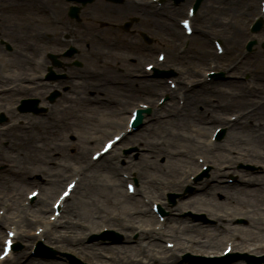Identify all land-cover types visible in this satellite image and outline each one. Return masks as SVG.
Here are the masks:
<instances>
[{
	"label": "bare ground",
	"instance_id": "6f19581e",
	"mask_svg": "<svg viewBox=\"0 0 264 264\" xmlns=\"http://www.w3.org/2000/svg\"><path fill=\"white\" fill-rule=\"evenodd\" d=\"M35 26H31L30 29H34ZM10 30V29H7ZM11 33H13L11 31ZM237 35L241 36V32H237L235 34V37H238ZM42 36L43 37H47L48 33L47 31H43L42 32ZM233 40V39H232ZM231 40V42H232ZM31 50H33V47L31 48ZM26 58V57H25ZM15 63L17 64L18 68L22 71H25L28 69V65H27V61L24 59H17V57L15 58ZM135 85L137 84L136 82H133ZM153 84H155L154 82H152ZM230 84L228 85L229 87L235 88L238 90V87L242 86L240 85L238 82H229ZM156 84L161 85V90L163 91V93L165 94H169L172 95V91H170L169 89L166 88V86L164 85L163 82H156ZM152 85V84H151ZM144 86H148L146 83H144ZM28 86H26L25 84H20V83H10L9 87L7 88H2L0 90V94H9V95H13V96H21L24 94V90L25 88H27ZM73 87L74 85L71 84V92L68 94L69 96L66 98L67 100H71L73 101L74 98L71 97L72 96V92H73ZM204 91V95L200 96V92L197 93V96H192V102L189 99V111L190 113L192 112V110L194 109V107L198 106V105H202V106H206L210 109H212V111L215 114V117H213L212 119L215 120V122H220L222 120H224V118L222 117V115H224V113L227 111V109L230 106V103L225 102V100H227V98H223V93L220 92L219 88H214L213 89H202ZM185 91H187V87H183L182 88V93ZM227 92V91H226ZM249 92H251L249 89H245L244 91L242 90V92H239V98L236 100V107L243 111H246V109H248L249 107L252 106V104L254 103V101L250 98L249 96ZM227 95V94H225ZM189 97V96H188ZM187 106V105H186ZM154 107L156 108V115L158 118H162L165 115H168V113H174V112H181L182 109L179 106V104L177 102L172 103L167 112L163 113V115H160L158 113L157 110V105L156 102H154ZM208 108H206V110H208ZM167 109V108H165ZM164 109V110H165ZM185 111H188V109H185ZM246 118H253L252 114H246L245 115ZM254 123H257L259 125L264 124V111H261L258 114L257 120H255ZM161 129V125H158ZM156 127V126H155ZM150 135H143L140 136L138 138H136V143L137 144H141L144 143V147L142 148L144 151L145 156H143L141 154V159L144 163V165L146 166L145 169V174H144V183H145V192L150 191L152 193L153 197L156 198H162V191L169 185H173V186H182L185 183H187L188 181V172L190 171V173H196L199 171V165L195 164V162L193 160H185V159H178V160H172L174 153L171 151L166 150L163 145L160 147V149L158 150L156 148L157 143H146L143 140H147L146 138L149 137H153L152 133V128H150ZM203 131V133L206 131V127L201 129ZM200 131V135H202V131ZM18 136V135H17ZM246 136V135H244ZM24 138V136L19 137L18 139H22ZM233 138H235L233 136ZM230 140V147L229 146H223V148L225 150L231 151L233 150V148L236 145L235 140ZM12 137H9L8 140L9 142L11 141ZM247 141L251 142L253 144V149L252 151H241V152H236L233 151V156L231 157V159L229 161H224L222 160L220 162V165L215 167L214 170L212 171V180L214 181H218V179H222L226 174L223 173L222 168H226L227 165L232 164L234 161H237L240 158H246V157H251L253 162H256L260 165L264 166V127L261 129H256L255 131L252 130V133L248 134V137L246 136ZM201 141L200 139H196L195 144L191 147L192 150H194V152H198L200 150L203 151V149L201 148ZM49 144L47 143H42V141H39V143H31L30 145V149L29 151L32 153L31 155V159L32 160H36L38 158L37 154L41 153L43 150H45L46 147H48ZM203 146V145H202ZM53 146H50V148H52ZM261 147V148H259ZM219 147L217 144H205V153L208 154H214L215 150H218ZM226 153H229L227 151H225ZM160 156H165L168 160V165H172L171 169L169 172H167V170H164L166 167H161L160 164H158V158ZM223 158H227V157H223ZM236 158V159H234ZM0 160H4L3 158ZM14 160L16 162H18V158L14 157ZM4 163V161H0V165H2ZM135 164L134 163H128V167L133 170L134 169ZM167 166V165H166ZM170 167V166H169ZM111 169L115 170V173L113 171H109V179L108 182H105V189L106 191L109 192V194L111 195H116L119 192L120 189V185H119V180L116 178V176L119 177L120 174V169L114 165V167H111ZM166 171V172H164ZM166 175H171V176H166ZM241 181L244 183V186H255L256 188L254 190H250L248 187L242 189L241 191H243L242 194H232L233 191H223L226 192V199L225 202L227 204H229L230 208L226 211L227 214L224 213H217L216 214V218L218 219L219 223H218V228L214 233H209L206 231L201 230V232L199 233V235H202V239L205 240H199L197 239V237H186L184 236L185 234L189 233V232H194V231H198L200 230V227L197 228L196 226L194 227H185V228H181V227H177L171 230V234L170 236L175 238L178 241V247L182 250H194L195 252L197 251H202L205 250V252L209 249H217L220 246V242L223 240V236L227 233V226H223V219H224V215H227L228 217H230V219L232 220L233 217V213L238 212L242 215H244L246 218L251 219V215L253 214V212H255L257 210V205L258 203H260L262 200H264V196L262 194L263 192V186H264V172L263 174L257 175V176H246L243 174V177H241ZM62 183V182H61ZM88 184H90V182H88ZM60 185V179L56 180L49 188L48 190L50 192H53L58 186ZM260 188V189H258ZM155 191V192H154ZM108 192L104 193V194H108ZM216 191H214L215 193ZM208 193H206L205 195H207ZM204 195V196H205ZM102 196V195H101ZM199 198L200 200H192L191 203L194 205L199 204L201 206V208H207L210 207L212 211H215V207H216V203L214 201V195L210 194L209 198L205 197ZM242 196V197H241ZM103 197V196H102ZM104 198V197H103ZM106 196L104 199V202L106 201ZM3 200V199H0ZM40 207L38 209H36L33 213H32V219H30L28 217L27 211H25V209H23V205L22 202L18 205L20 208H18L17 213H15L14 215H12L11 220L15 221L17 224V228L16 231L18 233V241H28V242H32L34 240V236L32 235L30 228L32 226L33 223L35 222H45L46 221V214L49 212V205H47L46 203H41L38 202L37 206ZM235 213V214H238ZM145 215L149 216L147 218V220H143L141 218H138L137 221H129L127 219H120L118 218L117 220H112L110 218V215L108 213L105 212V210L100 209L99 211L95 210L93 214L88 216V219L85 215L81 214L79 211H77L76 209H72L70 211V214L67 217L66 222L64 223L63 228L64 229H69L70 230V234H64V235H60L59 236V232L61 230H54V228L57 227V225L55 224H51V223H47L48 226V230L46 231V235L49 241L53 242H63L65 243V247L67 248V250H76V251H80L85 253L90 260H93L95 264H110L107 261V256L105 255L106 251L105 250H99V249H95L92 248L91 251L89 252L87 249L84 248L83 246V237H84V229L80 226V222L82 221H89V225L91 227H96L99 228L101 226V222H106L107 224H116L120 227V229L122 231H124L126 233V235H128V233L134 232L136 230V226L135 223H144V222H154V216L145 211L144 213ZM100 222V223H99ZM150 225L149 229H142L141 231V236L142 238H146V237H150L152 239H155L157 236H159V233H157ZM220 229H223V231H219ZM236 231H240V229H236ZM225 232V233H224ZM235 232V231H234ZM224 233V234H223ZM229 233H232V230H229ZM231 235V234H230ZM232 237L234 238L233 234ZM254 236H251L250 239L248 240V242H254L255 238H253ZM235 241L239 240L240 241V236L234 238ZM246 240H242L240 242V245H243L245 243ZM238 243V242H237ZM76 248V249H72V248ZM149 247V244L145 247V249H147ZM237 247V246H236ZM143 248V246H140L139 248L136 247H126L123 246L122 249H118L119 253L116 254L118 257L114 258L112 257L111 259H119L121 264H141V259L136 260L135 259V252L136 251H141ZM134 249V253H129L127 250H133ZM256 250H260V249H264L263 245L260 246H256V248H254ZM97 251H101L102 253H99ZM22 258H26V255H20L19 259ZM169 258L171 259V261H167L166 263H162V264H177V258L175 254H171L169 256ZM31 262V261H30ZM162 262V261H161ZM17 264H19L17 262ZM30 264V263H29ZM112 264V263H111ZM240 264V263H238Z\"/></svg>",
	"mask_w": 264,
	"mask_h": 264
},
{
	"label": "rangeland",
	"instance_id": "374dc122",
	"mask_svg": "<svg viewBox=\"0 0 264 264\" xmlns=\"http://www.w3.org/2000/svg\"><path fill=\"white\" fill-rule=\"evenodd\" d=\"M51 1V3H53L54 5H56L59 9L61 8V6H66V3H63V2H61V0H50ZM215 4L216 5H220L221 7H231L229 4H227V5H222L221 4V0H218V1H216L215 2ZM212 6H209V8H211ZM28 9H30V8H28ZM88 10V9H87ZM91 10H93L96 14H99V16L102 18V19H104V20H106V19H110V18H112L110 15H107V12H106V14H100V13H98V11L96 10V5H94V6H92L91 7ZM30 11V14L28 15V16H25L24 18H20L18 15H16V14H12V15H9V14H7V13H5V12H0V14H4V15H7V16H9V17H11L12 19H11V21L13 20V19H15V20H17L18 22H20V25L21 26H23V23L26 21V22H28V21H30L31 19H32V23H30L31 25H33L34 23L33 22H35V20H37V18H34L35 16H37L36 15V12L35 11H33V10H29ZM13 13H15V12H13ZM229 15V13L228 12H226V13H224L221 17H222V22L224 23L223 25V29L225 30V31H227V32H229L228 31V29H227V27H225V20H226V18H227V16ZM2 17V16H1ZM34 18V19H33ZM87 19V18H86ZM113 19V18H112ZM123 19V18H122ZM122 19H114V20H122ZM46 24H48V23H46ZM98 24V21L97 22H95V23H91V25H93L94 27L96 26ZM28 27V26H27ZM43 26H41V25H35V27H34V29H33V31L32 32H35V31H37V30H39L40 28H42ZM237 27H238V22H237ZM24 29V28H23ZM26 29V28H25ZM27 30H28V28H27ZM27 30H26V36H34V34L32 33V32H30V33H28L27 32ZM58 32L61 30V28H57L56 29ZM52 32H53V30H52ZM15 38H17V37H15ZM29 39V38H28ZM35 38L33 37V39H32V41L34 42V43H36V39L34 40ZM91 41H94V42H96L98 45H100L101 44V42H99L98 40H93L94 38H93V36H91ZM244 39V37H241V42H242V40ZM261 40H262V44L264 43V37H262L261 38ZM206 41V40H205ZM29 42L31 43V41L29 40ZM86 46V44L85 45H83L82 47H85ZM178 46H176V48H177ZM108 49H110V47L108 46V45H104V46H100L99 47V49L98 50H96V49H93L91 52H90V55L93 57V58H91V57H89L88 56V59H89V61L94 65V66H96L97 68H100L103 64H105L104 62H103V58L105 57V54H107V52H106V50H108ZM119 49H122V48H119ZM116 49H113V54H115V51ZM238 52V51H241V50H232L230 53L231 54H233L234 52ZM119 52H121V50H119ZM242 53V52H241ZM198 53H197V51H195V49H193V50H191V52H190V54L189 55H187L186 57L184 56V58L183 59H181V61L178 59V58H176V56H175V59L173 60V67L175 68V67H177L179 70H186V69H190V65H193V66H195L196 68H203V65H202V60H199L195 55H197ZM207 54H208V51H205V52H203V55L205 56V57H207ZM128 55H130V56H133L132 55V53H130V52H128ZM232 57H229V59H225V62L223 63V65L222 66H225V67H228V64H230L229 62H230V59H231ZM122 59H124V58H122ZM245 61H247L240 69H239V71H240V73H251L252 75V77L256 80H258V82H259V79H260V77H261V74H264V51H263V48L261 47V46H258V48H256V50L250 55V56H248L243 62H245ZM205 62V61H204ZM203 62V63H204ZM133 63H138L139 65L142 63L141 61H136V62H133ZM204 64H206V63H204ZM138 65V66H139ZM176 69V68H175ZM191 70V69H190ZM192 71V74L194 73L193 72V70H191ZM245 75V74H244ZM193 77H195V75H191L190 77H188V78H193ZM246 77H250V75H248V74H246ZM262 77L264 78V76L262 75ZM259 84H260V86L261 87H263V84H264V81L262 82V83H260L259 82ZM224 86L225 85H222L221 86V88H224ZM226 89V88H225ZM234 91V90H233ZM232 91V92H233ZM231 92V93H232ZM234 93V92H233ZM232 93V94H233ZM199 110V109H198ZM231 111H229L228 113H230ZM87 120H88V122H87ZM184 121V119L183 120H181V122H183ZM190 122L192 123V125H193V129H196V131H195V133H193V134H191V137H188V136H186L187 137V139H186V137H184V138H182L183 139V141H180V144H182V143H185V145H183L184 147V149H188V148H190V147H188V146H190V142H193V141H191L190 140V138H192V137H194V136H197V134H198V132H197V129H198V125H201L200 123H198L199 121L198 120H190ZM86 123H89V119L87 118V119H83V120H81V119H79L78 120V122H77V124L79 125V126H83L82 124H86ZM98 126V125H97ZM165 126H167V127H174V124H167V125H165ZM179 126H181V127H183L184 128V124H181V125H179ZM98 127H100V125L98 126ZM106 130L107 129V127H100V130ZM178 129V128H177ZM185 129H187L186 127H185ZM245 130H243V131H240L239 129L237 130V134H240V135H243V134H245L244 132H246L247 130H248V128L247 127H245L244 128ZM250 129V128H249ZM211 130V129H210ZM250 130H252V129H250ZM249 131V130H248ZM180 132H182V130H180ZM183 133V132H182ZM197 137H199V136H197ZM155 139H156V137H155ZM203 139H205V136L204 137H202L201 138V141L203 140ZM245 140V137H243V138H239L238 139V142L239 141H244ZM1 146H3V144H1L0 143V147ZM238 148H240V147H238ZM240 149H242V148H240ZM40 164H42V163H36V165H40ZM45 168H47V166H44ZM49 168H50V170L52 171V173H55V172H57V171H59L60 169H58V170H55L54 169V166L52 167V166H49ZM241 170H244V169H241ZM66 175H67V173H66ZM108 176L109 175H102V174H96L95 175V179H96V181L97 182H103V183H105V182H108ZM66 178V177H65ZM7 185H8V188L10 187L9 186V184H8V182L6 183ZM7 188V189H8ZM6 189V190H7ZM28 190V188L26 189V191ZM25 191V192H26ZM106 192H108V191H106V189H105V187H102V186H98V185H94L92 188L91 187H89L88 188V190L87 191H85L84 190V187L83 188H81V189H79V191H78V193H77V195L75 196V198L72 200V202H71V205H73L74 203H77L78 201H79V199L82 197V195H84V196H87V201L85 202V204H84V206H83V208H82V210H83V212H89V211H91V212H93L94 211V202H96L97 200H101L103 203H105L106 204V201L104 202V199H105V196L108 198V204H109V207H106V211H107V213H116V214H119L120 216H127L128 215V211H130V209L132 208V206H133V203L134 202H129L127 199H124V192H126L125 191V188L122 186L121 188H120V191H119V195H117V199H118V201H120V200H122V201H126L127 203H130L129 204V206L128 205H126V206H113V204H114V201L113 200H111V196H113V195H111V194H109V192H108V194H104V193H106ZM104 197H102V196ZM55 196V195H54ZM215 199L217 200V202L219 201V204H217V205H219V206H216V207H218L219 208V210H227V206H226V202L224 203V200H225V196L220 192V193H218L216 196H215ZM53 199H51L50 200V202L52 201ZM264 205V201H262L261 203H259L258 204V206L257 207H259V206H263ZM195 207V206H194ZM90 212V213H91ZM89 213V214H90ZM187 214V212H184L183 214H182V216L183 215H186ZM184 222H186V223H188V224H195L194 222L192 223V220L191 219H189V218H187V217H185V218H183L182 219ZM211 222H213V221H211ZM248 221H247V225H248ZM255 226H257V229H256V234H258V236H259V240H256V241H254V242H252V244H255V243H257V242H259V241H261V242H263L264 241V232H260L259 231V229H260V227L261 228H264V223H258V224H254ZM213 230V229H212ZM211 230V231H212ZM213 232V231H212ZM120 234H122L121 232H120ZM123 236H124V234H122ZM262 235V236H261ZM261 236V237H260ZM126 239V238H125ZM165 245L163 244V247H164ZM51 247H53V246H51ZM53 248H55V247H53ZM29 247L28 248H26V250H28L29 251ZM56 249V248H55ZM219 251V250H218ZM66 252V251H65ZM219 254V252H210V253H207L206 255H197V256H201V257H209V256H213V255H215V254ZM221 253V252H220ZM199 254H202V253H199ZM261 254H262V252H261ZM261 254H259V255H261ZM194 255H196V254H194ZM61 256H59V258H60ZM58 264V263H57Z\"/></svg>",
	"mask_w": 264,
	"mask_h": 264
},
{
	"label": "snow or ice",
	"instance_id": "6c2138e0",
	"mask_svg": "<svg viewBox=\"0 0 264 264\" xmlns=\"http://www.w3.org/2000/svg\"><path fill=\"white\" fill-rule=\"evenodd\" d=\"M9 244H10V242H9Z\"/></svg>",
	"mask_w": 264,
	"mask_h": 264
}]
</instances>
